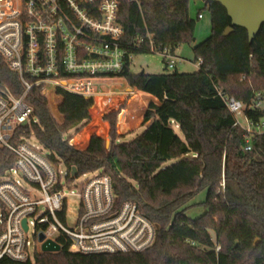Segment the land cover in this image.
Here are the masks:
<instances>
[{"label": "trees", "instance_id": "1", "mask_svg": "<svg viewBox=\"0 0 264 264\" xmlns=\"http://www.w3.org/2000/svg\"><path fill=\"white\" fill-rule=\"evenodd\" d=\"M118 1L127 58L124 70L109 77L124 79L160 102L150 103L145 112L146 130L131 142L119 143L123 136L118 134L119 112H114L105 116L111 148L93 136L88 147L79 150L68 133L91 122L94 99L61 91L63 122L51 114L41 87L33 88L26 102L37 119L31 128L50 161L64 164L69 172L76 168L79 176L97 171L109 175L119 204L135 203L155 225L156 240L142 253L82 255L65 247L37 254L34 263L3 259L0 264H264V134L253 138L252 150H246L245 132L234 127L235 117L218 91L242 103L251 102L257 93L264 97V25L250 42L247 29L232 27L223 5L203 0L212 30L193 48L200 70L135 74L134 55L164 49L175 53L183 44H194L197 20L190 15L191 0ZM228 27L234 31L224 36ZM0 80L16 97L22 96L19 75L1 55ZM247 115L258 122L264 107ZM171 160L178 161L166 167ZM13 163L14 157L0 150V175ZM204 191L206 200L193 204ZM197 206L205 213L190 217Z\"/></svg>", "mask_w": 264, "mask_h": 264}, {"label": "built area", "instance_id": "2", "mask_svg": "<svg viewBox=\"0 0 264 264\" xmlns=\"http://www.w3.org/2000/svg\"><path fill=\"white\" fill-rule=\"evenodd\" d=\"M120 6L118 0H0V55L24 87L16 97L0 80V150L14 157L13 166L0 175V261L34 263L47 241L74 254L113 255L145 252L156 240L155 225L135 203L119 204L109 175L74 177L67 170L62 177V163L53 164L43 146L30 143L37 119L26 98L33 88L41 87L43 95L51 85L85 99L107 96L103 83L124 70L127 58ZM159 53L168 68H176L169 49ZM218 91L235 117L234 127L245 132V149L252 150L253 138L264 134V118L256 122L247 111L263 108L264 97L257 93L242 103ZM25 126L30 130H21ZM80 178H87L80 193H68ZM70 195L78 198L73 224ZM32 230L39 250L31 249Z\"/></svg>", "mask_w": 264, "mask_h": 264}, {"label": "rangeland", "instance_id": "3", "mask_svg": "<svg viewBox=\"0 0 264 264\" xmlns=\"http://www.w3.org/2000/svg\"><path fill=\"white\" fill-rule=\"evenodd\" d=\"M203 0H191L190 2V15L191 18L197 20V27L195 32L196 41L194 44L190 45L188 43L183 44L179 47L173 55L177 58V66L175 69H170L167 67L166 59L160 53H140L134 55L132 58L131 72L135 74L146 73L150 75H160L166 73H195L200 70V65L195 62L194 59V46L201 44L207 40L211 35L212 23H211V13L208 9H205ZM202 14L203 18L198 19V15ZM54 87L47 85L45 87V96L48 100L49 109L51 114L59 121L63 122V116L60 114V106L64 100V97L60 92H67L64 90L58 89L54 91ZM136 89L131 88L128 83L121 78H113L103 83V92L107 96H101L96 99L94 107L90 111L91 122L84 126L80 131L71 130L68 135L72 137L71 144L79 149L85 150L87 148V140L90 141L91 136H99L103 138L106 142V148L110 149L112 145V140L110 138V123L105 120V116L108 114L119 112L117 115L118 123V134L122 135L123 138L120 139L121 142H131L139 135H141L147 128V126L141 127L144 120V115L149 105L144 112V115L141 110L142 106H132V103L135 99L138 101V94ZM68 93V92H67ZM112 93L113 97L108 95ZM133 93V94H131ZM135 93V94H134ZM112 100V101H111ZM143 116V117H142ZM133 120L131 123H128L129 120ZM176 132L183 139V134L180 132L179 128H176ZM31 144H35L38 147H42L39 141L36 138H31ZM178 160L168 161L166 167L175 164ZM59 171L62 173V177L67 173V168L64 164H61ZM91 177V176H88ZM87 177V178H88ZM87 178H80L76 180L75 183L70 186L68 193L79 194L80 185ZM25 186V183H22ZM207 198V192L204 191L199 194L193 204H198L204 202ZM70 224H73L74 217L73 215L77 211L78 207V198L77 196L70 195ZM205 213L204 208L197 206L192 208L188 215L192 218H196ZM34 231L32 230L29 234L30 240L32 242L31 249H36L39 246L33 236ZM213 238L215 235L213 234Z\"/></svg>", "mask_w": 264, "mask_h": 264}, {"label": "water", "instance_id": "4", "mask_svg": "<svg viewBox=\"0 0 264 264\" xmlns=\"http://www.w3.org/2000/svg\"><path fill=\"white\" fill-rule=\"evenodd\" d=\"M210 2L220 3L223 5L229 17L232 20V27L245 28L249 33L250 42L259 33L261 26L264 25V0H208ZM228 27L224 36H229L234 29ZM77 169L72 170V175L77 176ZM23 226L28 230L27 220L23 221ZM44 235H41L40 240L44 241ZM42 250L44 253H58L61 251L60 246L52 241H47L43 244Z\"/></svg>", "mask_w": 264, "mask_h": 264}, {"label": "crops", "instance_id": "5", "mask_svg": "<svg viewBox=\"0 0 264 264\" xmlns=\"http://www.w3.org/2000/svg\"><path fill=\"white\" fill-rule=\"evenodd\" d=\"M202 3H203V5H204V7H205V2L204 1H202ZM137 93H140V94H138V96H139V98H138V101H139V103L137 102V99H135L134 101H133V103H132V106H142V110L140 111L141 112V115H142V113H143V115H144V112L146 111V109H147V107H148V105L150 104V103H155V104H157V105H159L160 104V102L155 98V97H153V96H151V95H149V94H146V93H143V92H140V91H137ZM131 94H133V93H131ZM143 117V116H142ZM133 120H129L128 121V123H131ZM144 126H147V125H142L141 127H144ZM122 136V135H121ZM92 137V136H91ZM91 139V138H90ZM120 141V140H119ZM118 141V142H119ZM87 144L89 143V141L87 140V142H86ZM87 147H88V145H87Z\"/></svg>", "mask_w": 264, "mask_h": 264}]
</instances>
